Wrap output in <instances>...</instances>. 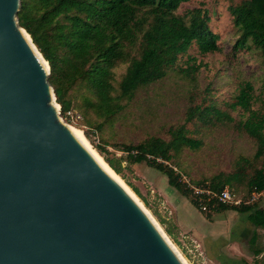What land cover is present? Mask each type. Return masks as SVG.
Here are the masks:
<instances>
[{
    "label": "trees",
    "instance_id": "1",
    "mask_svg": "<svg viewBox=\"0 0 264 264\" xmlns=\"http://www.w3.org/2000/svg\"><path fill=\"white\" fill-rule=\"evenodd\" d=\"M189 1L20 0L17 19L49 64L48 80L61 113L74 106L70 92L78 83L90 94L87 105L94 106L100 116L112 118L123 109L124 100H131L139 89L162 80L170 71L189 80L191 94L183 124L170 127L168 139L151 136L137 144H126L128 161L147 162L166 175L170 186L188 197L189 188L166 164L171 160V151H178L184 145H199L201 142L195 134L204 126L233 124L254 142V153L250 157L238 156L229 174L212 177L207 186L221 190L243 184L249 194L253 190L262 191L264 85L256 94L250 81L236 80L234 93L223 102L211 97L214 93L210 85L199 90L196 76L206 64L198 56L220 53L223 48L220 34L210 26L208 0H200L197 7L183 15L176 13ZM227 1L237 36L233 52L256 50L264 64V0ZM192 47L196 48V54L189 53ZM119 63L128 65L116 88L113 69ZM233 111H238L239 119L234 118ZM95 148L106 155L103 147L95 145ZM104 158L121 174L120 163L124 159L118 157L117 164L111 158ZM216 209L246 213L255 228L264 230V208L256 203L221 204ZM251 242H255V235ZM255 253L260 254L261 250Z\"/></svg>",
    "mask_w": 264,
    "mask_h": 264
},
{
    "label": "water",
    "instance_id": "2",
    "mask_svg": "<svg viewBox=\"0 0 264 264\" xmlns=\"http://www.w3.org/2000/svg\"><path fill=\"white\" fill-rule=\"evenodd\" d=\"M19 8L0 0V264H183L62 120Z\"/></svg>",
    "mask_w": 264,
    "mask_h": 264
},
{
    "label": "rangeland",
    "instance_id": "3",
    "mask_svg": "<svg viewBox=\"0 0 264 264\" xmlns=\"http://www.w3.org/2000/svg\"><path fill=\"white\" fill-rule=\"evenodd\" d=\"M199 1L183 3L176 13L183 15L197 7ZM228 3L227 0L207 1L210 26L220 34L223 51L198 56L206 66L196 76L199 90L210 85L214 93L211 97L219 102L231 97L236 80L250 81L256 94L264 85V64L258 51L240 50L234 53L232 50L237 36L227 11ZM196 52L195 47L189 50L190 54ZM127 65L119 63L113 69L116 88ZM189 94V80L170 71L162 80L139 89L131 100H124L123 109L118 114L105 118L98 114L94 106L87 105L86 99L90 94L83 84L78 83L70 95L74 104L72 108L81 115V119L70 124L85 133L96 156L105 163L104 156L117 164L118 157L124 159L120 163L121 174L117 173L120 181L146 208L188 264H264V230L253 227L231 236L234 229L246 224L247 214L235 209L219 211L216 208L206 213L195 205L191 188L207 186L212 177L229 174L238 156L253 155L254 142L235 129L233 124L204 126L195 134L201 142L199 145H184L178 151H171V160L165 163L179 174L181 182L189 188L188 197L170 186L166 175L147 162L128 161V151L124 149L126 144H137L151 136L168 139L167 130L183 124ZM231 113L239 119L238 111ZM95 145L103 147L106 155H102ZM232 187L238 197L247 200L249 193L246 186L235 184ZM254 203L264 208V194ZM254 235L253 243L250 238ZM257 249L263 252L257 255Z\"/></svg>",
    "mask_w": 264,
    "mask_h": 264
},
{
    "label": "built area",
    "instance_id": "4",
    "mask_svg": "<svg viewBox=\"0 0 264 264\" xmlns=\"http://www.w3.org/2000/svg\"><path fill=\"white\" fill-rule=\"evenodd\" d=\"M58 113L62 120L66 123L77 122L81 119V115L74 109L69 108L64 113H61L59 107ZM194 200L200 206L201 210L211 212L221 204L238 206L241 204H253L264 194V190H253L248 196L247 200H242L237 194L229 187L225 186L221 190H214L208 186H192Z\"/></svg>",
    "mask_w": 264,
    "mask_h": 264
},
{
    "label": "bare ground",
    "instance_id": "5",
    "mask_svg": "<svg viewBox=\"0 0 264 264\" xmlns=\"http://www.w3.org/2000/svg\"><path fill=\"white\" fill-rule=\"evenodd\" d=\"M26 37L28 38V40H30V35H26ZM37 54L38 57L40 58V60L42 61L44 67L47 69L49 68L48 66V62L45 61V59L42 58V55L39 53L38 49H37ZM57 109H59L60 105L56 104ZM67 126L72 130V132L78 137V139L81 141V143L87 148V150L94 156V158L115 178V180L140 204V206L142 207V209L145 211V213L150 217V219L153 221L154 225L158 228V230L160 231V233L162 234V236L164 237V239L166 240V242L169 244V246L172 248V250L176 253V255L179 257V259L182 261L183 264H188L184 258L182 257V255L177 251V249L175 248V246H173V244L169 241L167 235L161 230V228L158 226V224L156 222H154V220L151 218V216L149 215L148 211L146 210V208H144L142 206V204L137 200V198L131 193L129 192V189L124 186V184L120 181L119 175L108 165L106 164L104 161H102L100 158H98L96 156L95 151L91 148L92 146H90V142L88 140V138L86 137L85 133L79 129L78 127L71 125L70 123H67Z\"/></svg>",
    "mask_w": 264,
    "mask_h": 264
},
{
    "label": "flooded vegetation",
    "instance_id": "6",
    "mask_svg": "<svg viewBox=\"0 0 264 264\" xmlns=\"http://www.w3.org/2000/svg\"><path fill=\"white\" fill-rule=\"evenodd\" d=\"M246 224H244V226H240V227H238V228H236V229H234V231H232V233H231V236H232V234L233 235H235L236 234V232H241L242 231V229H243V232H245V231H249L250 230V228H253L254 227V225L247 219V217H246ZM253 237V236H252ZM252 237L250 238V242H251V239H252ZM263 251H261V253H262ZM260 253V254H261ZM258 255V254H257Z\"/></svg>",
    "mask_w": 264,
    "mask_h": 264
}]
</instances>
